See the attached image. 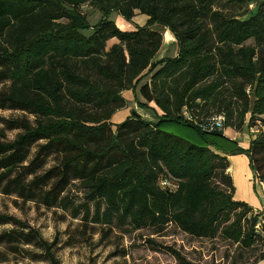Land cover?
Returning <instances> with one entry per match:
<instances>
[{
	"label": "trees",
	"instance_id": "obj_1",
	"mask_svg": "<svg viewBox=\"0 0 264 264\" xmlns=\"http://www.w3.org/2000/svg\"><path fill=\"white\" fill-rule=\"evenodd\" d=\"M88 5L101 15L95 24ZM113 13L128 23L142 14L147 23L122 30ZM165 29L176 54L158 59ZM147 76L141 106L153 103L158 120L130 115L113 125L122 92ZM0 86V111L25 114L0 117L18 131L0 139V194L94 224L155 233L173 224L198 238L221 227L245 249L264 241V225L255 229L264 214L234 199L230 154L218 140L226 138L197 126L222 114L238 133L256 128L236 153L247 154L264 185V0H0ZM164 121L195 129L203 142L165 131ZM72 193L85 202L75 204ZM14 222L0 215V226ZM15 241L58 264L36 231L0 233V245Z\"/></svg>",
	"mask_w": 264,
	"mask_h": 264
},
{
	"label": "rangeland",
	"instance_id": "obj_2",
	"mask_svg": "<svg viewBox=\"0 0 264 264\" xmlns=\"http://www.w3.org/2000/svg\"><path fill=\"white\" fill-rule=\"evenodd\" d=\"M84 8L90 23L95 24L101 17L100 13L90 5ZM111 19L122 30H127L128 24L132 26L137 23L144 26L147 23L146 16L142 14H137L132 23L126 22L117 13H113ZM168 31L164 30L158 59L176 54L175 38ZM83 33L89 34L90 32L84 31ZM170 34L169 39L168 35ZM146 83H149V76L142 79L134 91L122 92L125 106L112 116L113 125L134 114L148 121L156 122L158 120L159 116L151 112L152 108H149L148 105L147 107L141 106L145 103L138 99L136 91L139 92L140 87ZM0 88L2 87L0 86ZM24 115L20 111H0V117L6 119L24 117ZM161 127L194 144L203 142L197 131L189 126L173 121H164L161 123ZM17 133V130L4 129L0 123V139L5 137L2 139L13 140ZM227 138L232 142H229ZM238 138L239 140L235 138V134H230L226 139L219 138L221 151L230 154V156L232 154L245 156L249 164L246 153H236L237 147L247 149V146L244 147L245 137ZM230 150H233V153H230ZM52 163V160L48 159L47 166ZM233 178L237 189L243 192V188L247 186V181L244 180L247 179V174L240 172L239 178L235 175ZM256 187L262 189L264 186L258 183ZM71 195L75 204L80 205L85 202L81 193H72ZM0 215L16 220L14 223L1 225L0 233L11 230L24 233L31 230L36 231L43 240L50 244L51 252L58 264H259L260 256L264 252V246H262L264 241L261 239L257 238L253 247L245 249L226 239L220 233L221 227L213 238H198L181 231L173 224L166 226L161 233H155V229L148 226L133 229L128 223L122 225L94 224L83 220L82 215L73 218L69 212L60 208L46 209L31 202L23 203L14 196L3 194H0ZM0 264L50 263L47 260V254L38 246L15 241L12 246L0 245Z\"/></svg>",
	"mask_w": 264,
	"mask_h": 264
},
{
	"label": "crops",
	"instance_id": "obj_3",
	"mask_svg": "<svg viewBox=\"0 0 264 264\" xmlns=\"http://www.w3.org/2000/svg\"><path fill=\"white\" fill-rule=\"evenodd\" d=\"M256 1L258 2V1H262V0H256ZM146 20H147V17H146ZM135 24H137V23H135ZM130 25L131 24L127 25V30H131L134 28L133 25L132 26H130ZM137 25L141 26V24H137ZM168 36L170 39L171 34ZM136 92L138 93L139 101L142 103H145L146 101L139 94V92L138 91H136ZM148 107L152 108L153 111H151L150 109H147V110H150L151 112L156 113L157 116L161 115V111L157 107H155V105L153 103L148 104ZM147 115H150V114H147ZM249 131H250L249 128H244V130L242 132L236 133L233 130H231L230 128H228V129H226V136L229 137L230 134H233V135L235 134V138H237V140H239L238 137L244 136L245 137L244 147L247 146L246 148H248L250 140L252 139V136H251ZM227 158H228L229 163H230L228 172L233 179L234 186H236V184H235V179L233 178V175H235L239 178L240 172H244L247 174V179H244L247 181V186H245L243 188L244 189L243 192L240 191L239 189H237V186H236L235 193H234V199L239 200V201H244V202L248 203L253 208L254 211L264 214V187H262V189H260V187H256V185L259 182L255 181L253 172L250 169L249 164H248L245 156L231 155V156H228ZM244 166H245V169H244ZM262 186H264V185H262ZM259 264H264V261H261Z\"/></svg>",
	"mask_w": 264,
	"mask_h": 264
},
{
	"label": "built area",
	"instance_id": "obj_4",
	"mask_svg": "<svg viewBox=\"0 0 264 264\" xmlns=\"http://www.w3.org/2000/svg\"><path fill=\"white\" fill-rule=\"evenodd\" d=\"M249 8H253V4H250ZM184 115L186 118H189L186 112L184 113ZM224 122H225V118L222 114H215L204 121L198 122L197 126L204 132H213V131L221 132V134L226 138L228 137L226 136V129L228 128L225 127ZM249 130L252 138L258 133V130L256 128H249ZM166 185H167L166 182H162V186H166ZM262 225H264V217H259L255 229L257 231H261Z\"/></svg>",
	"mask_w": 264,
	"mask_h": 264
},
{
	"label": "water",
	"instance_id": "obj_5",
	"mask_svg": "<svg viewBox=\"0 0 264 264\" xmlns=\"http://www.w3.org/2000/svg\"><path fill=\"white\" fill-rule=\"evenodd\" d=\"M134 116H137L136 114H134Z\"/></svg>",
	"mask_w": 264,
	"mask_h": 264
}]
</instances>
